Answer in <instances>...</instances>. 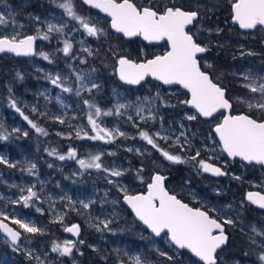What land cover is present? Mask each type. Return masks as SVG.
I'll return each instance as SVG.
<instances>
[{
    "label": "snow or ice",
    "instance_id": "1",
    "mask_svg": "<svg viewBox=\"0 0 264 264\" xmlns=\"http://www.w3.org/2000/svg\"><path fill=\"white\" fill-rule=\"evenodd\" d=\"M52 3L63 10L68 20L75 21L79 25L78 28L73 27L70 31L78 32L82 30L88 37L98 40L108 36L109 33L106 27L98 21H94L91 17H85L76 11L75 0H52ZM82 3L91 9H97L99 12L104 13L106 17L110 18L108 27L115 33L122 34L123 37H142L149 43L166 41L169 50L144 62H137L128 56L113 52L116 74L122 82L128 85H139L146 78L151 77L164 85L178 84L190 93V99L182 101V103L194 108L200 116L212 117L221 110L231 112L233 108L232 100L226 97L227 90L218 82L219 77L213 78L209 72L202 70L201 60L198 57L200 54L207 52L209 48L199 43L195 38L200 29L194 32L189 27L198 24L203 18L204 11H211V9L204 8L199 3L196 5L197 10L173 2L153 5L151 0L147 5H138L134 0H82ZM229 4L233 25H237L241 30L264 29V0H229ZM202 8H204V11L200 10ZM10 17L11 14H9ZM9 18H6L4 14H0V25L6 26L9 23ZM32 18L37 23H45L46 31L41 32L37 28L35 35H21L20 32L14 31L11 36H2L0 37V53L7 52L16 56L36 55L35 43L37 40L48 41L51 39L50 34L52 33L65 35V29L68 28V21L56 24L50 21L42 22L39 16ZM19 27L22 28L23 25ZM216 31L219 34L222 30L217 29ZM62 43L63 47L58 51H61L70 60L75 59L73 43L69 39H64ZM79 43L81 50L89 56L97 54L90 47L84 46L83 40ZM247 54L253 55L254 53L249 52ZM39 55L49 63H53L48 54L40 52ZM79 62L81 64L87 63L83 58ZM69 66L71 67V65ZM205 67L211 68L212 65L206 63ZM94 71L95 69H93ZM71 74L75 76V87L69 84V77L60 73L49 74L47 78L53 86L61 89L62 92L74 93L77 97H81L84 92L91 94L93 90L100 87L91 78V73L73 70ZM16 75L20 79L23 78L19 72ZM243 79L247 83H244L242 87L253 94H259V99L238 96L235 98V102L246 105L253 115L225 114L221 122L215 125L213 131L222 146L221 151L227 153L228 157H238L249 164L264 165V76L257 78L251 73H247ZM9 91L11 92V89ZM158 100H160L159 94L154 98L145 97L143 100L137 98L135 104L117 102L113 108L103 110L97 104L84 99L83 104L88 109L86 113L87 124L91 128L92 134L90 135L83 127H78L75 130V138L98 140L106 144L113 143L120 137L129 138L128 133L121 128L109 129L98 122L101 117H126L133 127L138 129L139 139L150 145L152 149L170 163L184 164L193 161V166L198 167L204 173L215 176L227 175L220 167L208 162L212 159L211 156L207 160L200 159L201 152L199 149H196L193 155L182 157L170 152L160 143V141H163L170 148H179L181 152H191L193 146L185 133L181 132L179 136H174L161 127L159 131L150 134L149 131L140 128V123L155 121L156 116L151 105ZM145 104L149 107L146 108ZM9 107L19 113L38 135H49L44 127L39 126L25 114L14 97H9ZM131 110L135 111V117L131 114ZM32 112L36 113L37 109L33 107ZM145 112H147V115H145ZM255 113H259V118L255 116ZM41 115L44 114L41 113ZM186 118L188 120L197 119L195 115L191 114L187 115ZM52 119L60 124L65 123V120L59 116ZM19 132H21L19 128H13L9 132L3 124H0V141H7L12 134ZM56 134L66 139L72 138L71 136H64L60 132ZM23 135L27 137L28 132H23ZM126 150L129 152L134 151L133 148H127ZM135 151L137 154H142L139 149ZM109 154L114 155L115 153ZM48 155L60 161L76 160L82 170L94 169L105 172L108 183L114 185L122 193L123 202L132 210L136 220L150 230L155 237H161L163 234L176 250L187 249L195 257H198L203 264H217L218 250H222L228 242L225 226L233 228L238 226L237 221L221 208L212 207L205 210L202 207H191L188 203L182 202L175 194L166 189V177L159 173L151 176L146 193L131 195L126 187L111 179V177H122L124 170L104 167L101 154L89 153L87 158H78L77 151L70 147L66 154H59L56 148H52L48 151ZM0 165H5L8 168L17 167V163L10 162L4 156H0ZM49 167H52V165L49 164ZM36 168L35 163L26 162V166L21 171H25L29 176H35ZM142 171L141 168L137 174L139 175ZM235 178L240 179V177ZM16 187H18L20 195L17 199L10 200L11 204L30 208L36 207V204L41 202L40 192L43 191L42 187L40 191L36 190V184ZM105 196L107 197V192ZM4 199L5 197L0 196V200ZM62 199L64 198L62 197ZM246 199L252 205L264 209V194L248 192ZM67 202L70 210L76 211L78 215L82 214L80 209L86 212L90 205L94 203L92 200H81L79 201L80 209H77L75 207L76 202L71 198H67ZM118 202V199L112 201L113 204ZM50 207L55 214L52 222L63 224L64 214L56 212L54 203ZM36 211L41 215L44 214V209L40 207H36ZM210 213H217L218 217ZM95 221L94 223L90 222L89 226L97 232L113 231L110 227L113 223L112 219L96 217ZM10 225H16L17 227L13 228ZM63 230L77 238H79L81 232L79 224L65 225ZM0 233L6 238V243L13 252H20L23 250L21 247L23 240H27L25 234L44 235L45 229L38 227L34 222L27 219L16 218L14 214L0 208ZM251 233H253L250 236L251 242L262 249L258 253V260L260 264H264V229H258L253 225ZM256 237H261V239L258 241ZM78 243L83 244L84 241L70 239H65L60 243L53 241L51 252L57 253L61 257H71L74 250L79 252ZM95 250L93 248V251ZM157 251L161 257L169 261L175 259L165 251L159 249ZM79 254L83 255L82 252ZM25 255L30 261L34 260L35 264H45L39 255H33L32 250H26ZM117 255L116 264H152L148 257L143 254H133L125 250L123 256H120L119 250H117ZM245 255L247 256L248 253H245ZM236 264H240V262L237 261Z\"/></svg>",
    "mask_w": 264,
    "mask_h": 264
},
{
    "label": "rangeland",
    "instance_id": "2",
    "mask_svg": "<svg viewBox=\"0 0 264 264\" xmlns=\"http://www.w3.org/2000/svg\"><path fill=\"white\" fill-rule=\"evenodd\" d=\"M16 1L17 0H0V14H4L6 18H9V14H11L9 23L6 26L0 25V37L5 35L11 36L14 31L20 32L21 35L26 34L31 25L30 18L35 16H39L42 22L50 21L52 23L61 24L64 21H68V27L73 28L72 21L67 18H62V16L59 15H62V9L51 10L43 16L39 12L26 11V9L32 4V0H20L19 5H16ZM20 25H23V27H19ZM219 28L220 27L217 29ZM66 29L65 35H60L61 41L68 39L67 36H72L73 34L79 32L71 31L67 34ZM217 29L213 28L209 31L212 32L214 30L215 32ZM114 36V33L111 32L110 37ZM81 40L84 41V46L90 47L97 53L98 47L92 43L91 39H89L86 35V37H82L75 42L70 40V42L73 43V52L76 57L75 59L70 60L69 57H65L61 51H58L65 58L64 61L66 60L68 62V67L66 65L63 66L62 69H52L42 66L39 61V59H42L40 55H38V61L37 58L35 60L32 59L28 61L27 66H31L32 69L39 70L41 74L44 75V79L37 83L36 88L32 89L29 86H24L23 94L18 95L16 94L15 85L11 79H2V82L4 83L5 88L8 89L10 96L17 100L18 106L25 112L26 115L29 116V118L30 116L38 119L46 117V119L55 121L52 118L59 116L65 120V123H58L57 126L61 129H54L52 132L48 131V136L38 135L33 129V139H29V141L26 142V145L35 146V149L41 152L44 157L41 159L40 163L37 157L29 153L28 147L25 146V142H21L20 139L16 137V133L12 134L7 141H0V156L6 157L10 162L17 163L16 168H8L5 165H0V196L5 197L4 200H0V208L8 213L14 214L16 218L27 219L34 222L38 227H43L45 229V234H48V224L43 223L42 219H35L28 215L26 212L29 208H24L22 205H13L9 202L10 200L17 199L20 195L18 187L16 186H30L31 184H36L37 191H40L41 187L43 188V191L40 192L41 202H38L36 207L44 209L43 215H46L52 222L55 214L53 213L50 205L54 203L56 212L64 214V221L63 224L52 222L58 229L51 233V236L47 241L41 239V237L45 234L39 235L40 237L38 235L25 234L27 236V240H23L21 245L23 249L22 251L13 252L11 247L8 245L11 249V255H5L1 258L0 264H35L34 260L30 261L26 257V250H32L34 256L39 255L41 259L44 260L45 264H67L69 261L78 264L79 260L73 259V257H61L57 253L51 252V245L53 241L60 243L65 239L83 240V244H77L78 248L80 247L79 245H86L88 248H95L96 250L101 248L105 254V259H107L108 256L112 257L111 264H116L118 259L117 250H119L120 256H123L125 250L133 254H143L148 257L152 264H156L158 260L162 258L158 254V249L160 251L167 252L168 255H171L176 259V256L171 254L170 243L166 240V238L159 241L149 235L133 216H129L127 214L125 208H120L117 213H115L106 207L108 204H111L112 206H120L123 204L121 201L122 193H120L114 185L108 183L105 172L102 171L104 180L88 178L89 181L84 182V180L89 176L88 174L91 172L93 174L99 171L94 169L82 170L76 160L60 161L55 157L49 156L48 151L52 148H56L59 154H66L68 149L71 147L77 151L78 158L88 157L89 151H86L85 148L82 151L79 149L81 144L86 140L88 141V139L75 138V130L78 127H83L90 135L92 134L91 128L87 124L86 113L88 109L83 104L84 99H88L90 102L97 104L103 110H108L113 108L117 102H131L135 104L137 102V98H140L141 100L145 97L154 98L157 94H159L160 100L151 105L156 119L155 121H149L148 123H140L139 126L141 129L147 130L151 134L152 132L159 131L162 127L169 134H173L174 136H179L180 133L183 132L191 140L193 146L191 154H194L196 149H199L201 154L206 155V157L211 156L212 159L218 158L222 152L219 141L213 135L209 136L210 138L207 137L205 135L206 130L204 128H200L202 125L197 122V119L188 120L186 118L189 114L195 115L198 118L194 111L187 108L182 113L176 114L172 112V109H167L170 105L167 101V96L180 92L179 89L167 90L160 85L157 86L152 83L134 90H130L120 85H111L109 86V89H107L108 87L104 84V79L100 76L92 61L97 54L95 56H89L86 52H83L79 43ZM225 43L226 45L229 43L230 45L232 44L229 41H226ZM116 44L120 46L119 43ZM59 46L60 48L56 45V50L61 49L63 47V43L59 42ZM237 46L239 48L242 47L238 44ZM256 55L257 57H260L259 54ZM81 58L85 59L87 63L81 64L79 62ZM12 64L16 63L13 62ZM69 65H71V67ZM93 69H95L94 72ZM73 70L82 73H91V78L99 84L100 87L93 90L91 94L84 92L81 97H77L74 93L62 92L61 89L53 86L47 78L49 74L55 75L56 73H60L63 76L69 77V84L75 87V76L71 74ZM234 73L243 80L239 83V87L242 88L247 95L242 98L251 99L255 97L256 99H259V94H253L248 89L242 87L244 83H247L243 77L247 73H251L257 78L264 76V63L261 62L260 64H254L251 60L242 57L239 59L236 69H234ZM9 89H11V92ZM104 90L107 91L109 100L105 101L101 98L100 92ZM95 93H99V95L97 94L92 97ZM103 102L106 103L105 106L101 105ZM33 107L37 109L36 113L32 112ZM145 107L147 108L149 105L145 104ZM242 107L243 110L249 112L246 105L242 104ZM41 113L44 115H41ZM131 114L135 117L134 110H131ZM145 115H147V112H145ZM101 118L103 121L107 122H102ZM101 118L98 122H101L103 127H107L109 129L119 127L128 133L129 138L120 137L113 143L108 144L97 140L96 146L101 151L92 154L105 153L109 158L103 160V154H101L104 167L110 169L119 168L124 170V175L122 177H111V179L118 181V183L126 187L129 193L138 188H143V185L145 183L147 184L152 174L148 177H144L141 174H133L130 166L118 157V150L114 147L115 143L123 150V152H129L126 150L127 148H133L134 151L129 153H135L139 157L147 155L152 156V163L160 169H171L172 167L178 165L165 160L163 156L152 149L150 145H147L146 142L139 139L138 129L133 127L132 123L129 122L126 117L107 116ZM121 120H125L128 124H130L133 127V130H131L127 125H124ZM0 124H3L9 132H11L13 128H19L22 130L28 125L27 121H25L19 113L9 107V98H6L5 100L0 99ZM25 131L29 132L28 130L22 131V136H24L23 132ZM57 132L63 133L64 136H71L72 138H63L62 136H58L56 134ZM181 139H183V137H181ZM160 143L170 152L179 150V148L175 147L170 148L168 145L164 144L163 141H160ZM10 146L12 148H10ZM88 147H90V145H88ZM136 149H139L142 154H137L135 151ZM109 153L115 154L110 155ZM26 162L35 163L37 165L35 176H29L25 171H21V169L26 166ZM49 164H51L52 167H49ZM260 173L264 174L261 171ZM232 176L236 177L234 174H232ZM262 182L264 183V177L262 178ZM250 183L259 185L262 184L256 181H250ZM106 192L107 197L105 196ZM62 197L64 199H62ZM67 198H71V200L76 202L75 207L77 209H80L79 201L81 200H92L94 203L90 205V208L86 212L83 209H80L82 214L78 215L76 211L70 210ZM117 199L119 202L113 204L112 201ZM36 207L33 208L36 210ZM219 207H221L224 211H229L232 208V204L226 202L220 204ZM36 213L40 214L37 211ZM70 217L74 218L82 226V234L79 239L68 236L63 230L65 225L68 226L70 224ZM96 217H99L100 219H112L113 223L110 227L113 231L97 232L94 228L90 227L89 223L96 222ZM14 226L17 227L16 225ZM260 229H264V223ZM1 237L6 243V238L3 236ZM164 242L166 243V248L164 247ZM249 242H251V240ZM250 244L253 243L251 242ZM261 250V248H255L253 250L249 258L253 259L252 261L248 259H240L242 256L248 258V255H245V253H247L246 251L241 256L233 257L232 259H228V256L223 254L221 256V262L222 264H236L237 261H239L240 264H260L258 260V253ZM74 253L75 252H73L72 255H74ZM99 264L105 263L102 262ZM183 264L201 263L192 258H187Z\"/></svg>",
    "mask_w": 264,
    "mask_h": 264
},
{
    "label": "flooded vegetation",
    "instance_id": "3",
    "mask_svg": "<svg viewBox=\"0 0 264 264\" xmlns=\"http://www.w3.org/2000/svg\"><path fill=\"white\" fill-rule=\"evenodd\" d=\"M32 1H33L32 4L29 6V8L26 9V11L39 12L41 15L44 16L47 12L51 10H59V8L56 7L54 3H52V0H32ZM204 1L207 2L210 9H211L210 7L211 4H214V5L216 4L217 7L225 5L227 6V10H230L229 0H204ZM134 2L138 5H147L149 3V0H134ZM169 2L176 3V0H151V3L153 5H159V4L169 3ZM188 3H189L188 0H186V2L184 3V6L189 7L192 10H197V8H194ZM209 3L211 4L209 5ZM19 4H20V0H17L16 5H19ZM75 5H76V11L79 14L85 17H91L94 21H98L100 24L105 26L107 29H111L110 27H108L109 19L106 16L102 15L100 12H97L87 7L81 2V0H75ZM214 5L212 7H214ZM59 15L62 16V18L68 19V17L65 16L64 13H62V15L61 14ZM203 18L200 21H203L204 20ZM72 22H73V27H77V28L79 27V25H77L75 21H72ZM30 23L31 25L28 29V32L24 35H35L37 28H39L41 32L46 31V25L44 23H37L33 18H30ZM226 24H228L229 26H226ZM226 24L222 26V24L218 22V18L215 19L213 13H210L208 20L205 24V27L203 26L200 27V22H199L198 24H195L192 27V30L195 32L197 29H200L199 34L195 38L197 39L199 43H201L202 45H206L209 48V51L205 55H202L200 57L202 69L209 72L213 78H216L215 74H217V76L219 77L218 82L221 83V85L225 87L227 90L228 86L230 87V89H233L232 82H237L236 83L237 85L235 86L238 88L239 83L242 82L243 80L241 77L235 75L234 69H236V66H234L233 68H226V67L215 68V65L218 61L217 57L219 56V54L232 55L236 53V55H239V52L241 50L245 48L247 49L248 46H252L253 43H251L250 41L246 39V37H249L251 35L250 32H253L254 35L262 36L263 44H264V32L261 31L262 29L252 30V31L241 30L239 29L237 25H233L231 23V18H230V23L227 22ZM218 27H221L219 29L222 30L219 34H217L216 31L214 32V30L212 32L209 31L210 29H213V28L217 29ZM236 28H238V31H239L238 34L235 31ZM70 29L72 28L68 27L66 29L67 34L71 32ZM50 36H51V39L48 41H43V40L36 41V53L37 54L35 55L34 58H31V59L18 58V59L22 60L23 64H27L28 61L32 59L35 60L37 58V61H38L39 53L46 52V54H48L50 58L52 59L53 63H49L48 61L42 58V59H39L40 64L42 66H46L52 69H62L63 66H66V65L68 67V62L66 60L64 61L65 58L63 57V55H61L60 52L56 50V45L60 48L59 42H62L60 35L56 33H52L50 34ZM67 37L69 40H72L75 42L78 39H81L82 37H86V34L81 30L78 33L73 34L72 36H67ZM89 39H91L92 43L95 44V42L100 41L101 39H107V37H103L99 40L93 37H89ZM136 40L141 42L139 49L142 53V57H143L142 60H147L158 54H163L166 50H168L167 43L162 44V45H149V44L144 43L140 39H136ZM226 41L231 42L232 45H230V47L225 48L226 46H228L225 43ZM237 44L242 47L239 48ZM254 50L256 51L255 54H259L260 58L262 59L260 63L261 62L264 63V53H263L264 48H261V47L257 49L254 48ZM151 51L156 52V53L151 55ZM100 52L101 50L97 53V56H95V58L92 59V61L98 73L104 79V84L108 87L107 89H109V86L116 85V84L113 82L110 84H106L105 76L101 74L100 65L96 63V60L99 61L100 57H102L99 55ZM103 53H104L103 56H106L108 60H111L108 51H105ZM241 58L242 57L239 56V59ZM134 60H137V59H134ZM206 63L211 64L212 67L206 68L205 67ZM113 65L115 67V61H113ZM28 69L30 71V74L32 75V79L34 80V83L37 84L39 81L43 80L42 78L44 75L41 74L39 70H35L30 67H28ZM115 71H116V68H115ZM106 76L107 77L109 76L108 73L106 74ZM147 82H152V80H148ZM147 82L142 84L141 86H144L145 84H147ZM141 86L132 87V88L138 89ZM175 89H178V88H175ZM241 90L243 89L241 88ZM246 95H247L246 92L245 94L241 92V93H235L233 95H229L228 90H227V96L228 98H231L233 106H234L232 110V114L246 113L249 115H253V113H249L246 110H243L242 104H238L235 102L236 97L238 96L246 97ZM255 116L259 118V114H255ZM222 117H223V114L219 115L218 117L213 118L212 120H204L201 118L202 120L201 121L197 120V122L202 125L200 127L201 129L204 128L206 130L205 135L207 137L211 135L216 137V135L213 132V128L215 127L217 123L221 121ZM202 153H205V152H202ZM200 159L207 160L208 157H206V155L204 154H201ZM208 162L212 163L213 165L217 167H220L223 171L227 173V175L215 176L210 173H204L200 171L198 167H195V166L193 167V170L191 171L187 170L188 172L183 171L177 175L170 174L169 172H164L162 174L168 176L166 179V188L169 190L170 193L175 194L178 197V199H181L183 202L188 203L189 206L191 207H202L203 209L207 210L208 208H212V207L221 208L219 207V205L226 203V202L232 204V208L229 211H225V212H227L229 216H231L233 219L237 221L238 226L235 228L231 226H225L226 227L225 231H226V234L228 235V243L218 253V257H219L218 264L221 262L222 260L221 256L223 254H226L228 256V259H232L233 257L240 256L238 253V250H235V249L241 248V246H243L244 244L247 246V248H243V250H245V252L247 251L248 258H245L242 256L243 258H240V259L241 260L248 259L252 261L253 259H249L250 254L253 252L255 248L259 249V247L254 244H250L251 242H249L250 236L253 235V233H251V227L255 225L258 229H260V227L264 223V209H260L257 206L252 205L250 202L247 201L246 196L248 192H259L260 194H264V183L262 182V178L264 177V174L260 173V171L264 173V167L258 166L255 164L247 165L239 160L230 159L223 152H221L218 158L211 159ZM178 165L172 167L170 170H174V169L176 170L177 168L175 167H177ZM232 174H234L236 177H240V179H236L234 176H232ZM250 181L252 182L256 181L262 184L261 185L253 184V183H250ZM210 214L218 217L217 213H210ZM146 232L152 237H154L149 231L146 230ZM163 238L165 237L162 235L160 238H155V239L162 241ZM256 239L260 240L261 237H256ZM164 247L165 248L167 247L166 243ZM170 248H171V254H173L174 251L187 252L186 250H176L175 247L172 245H170ZM187 258L194 259L191 256V254H189V257H186L185 260Z\"/></svg>",
    "mask_w": 264,
    "mask_h": 264
},
{
    "label": "trees",
    "instance_id": "4",
    "mask_svg": "<svg viewBox=\"0 0 264 264\" xmlns=\"http://www.w3.org/2000/svg\"><path fill=\"white\" fill-rule=\"evenodd\" d=\"M185 2H186V0H176L177 5H183L184 6ZM188 2H189L188 4L193 6L194 8H196V5L199 3V4L203 5L204 8L210 9L207 2L204 0H188ZM210 4L211 3H209V5ZM213 5L214 4L210 5L212 11H204V8L200 9L201 11H204V15H203L204 20L200 21V27H202V26L205 27V24L208 20L210 13H213L215 19L218 18V22H220L222 24V26H224V24H226L227 22L230 23L231 14H230V10H227V6L223 5V6L217 7L215 4L214 7H212ZM226 26H229V25L226 24ZM236 29H235V31L238 34L239 33L238 28H236ZM107 31L109 33L107 36V39H101L100 41L95 42V45L98 47L97 53L101 50L99 55L102 57H100L99 61L96 60V63H98L100 65L101 74L103 76H105L106 84H110L113 82L116 85H120V86L126 87L130 90H134L136 88H132V87L126 85L124 82H122L119 79L118 75L116 74L115 67L113 65V61H115V57L113 55V52H118L119 55L128 56L131 59L142 60L143 59L142 53L139 49L141 42L138 40L126 41L123 36L116 35V34H114L115 38L110 37L111 29H107ZM261 31L264 32V29H262ZM250 33H251V35L249 37H246V39L248 41H250L251 43H253V45L248 46L247 49L245 48V49L241 50L240 51L241 53L239 52V55H236V53L232 54V55L219 54V56L217 57L218 61L215 65V68H218V67L233 68L234 66L237 65V63L239 61V56L251 60L254 64L262 61V59L260 57H257V55L255 54L256 51L254 50V48L255 49H257L259 47L264 48L263 38L260 35H254L253 32H250ZM253 36H255V37H253ZM116 43H119L120 46H118V44H116ZM227 47H230V43L225 48H227ZM105 51H108L111 60H108L106 58V56H103L104 55L103 52H105ZM249 52H252L254 54L248 55L247 53H249ZM155 53L156 52L151 51V55H153ZM13 62H15L16 64H12ZM28 67H31V66H27V64H23L22 60L15 58V57H12V56H9L8 54L4 55L0 59V99L5 100L6 98L10 97V93L8 92V89L5 88L4 83L2 82V79H11V81L15 85L16 94H18V95L23 94L24 86H29L32 89L36 88L37 84L34 83V80L32 79V75L30 74ZM17 72H19L22 75V77H23L22 79H20L16 75ZM107 73L109 75L108 77L106 76ZM215 76L218 77L217 74H215ZM42 79H44V78H42ZM151 83L154 85H157V86L159 85L158 83H155L153 81L147 82V84H145V85H148ZM232 83H233L232 84L233 89H230L229 86L227 88L229 95H233L235 93H241V92L243 94H245V92L243 90H241L240 87L237 88L235 86V85H237L236 84L237 82H232ZM97 94L99 95V93H95L94 95H92V97L96 96ZM100 94H101L102 99H104L105 101L109 100V96H108V93L106 90L101 91ZM28 97H29V95H28ZM187 99H189L188 94L186 92L181 91V90L178 93L170 94L167 96V101L170 104L167 109L168 110L172 109L173 110L172 112H174L176 114H180L185 109L188 108L187 104L182 103V101H185ZM101 105L105 106L106 103L103 102ZM30 118L34 122H36L39 126L44 127L49 132L54 131V129H61V128H58V126H57L58 122L50 120V119H46V117H43L42 119H38L36 117L32 118L30 116ZM197 120L201 121L202 119L198 116ZM101 121L107 122V121H103L102 118H101ZM121 121L124 125H127L131 130H133V127L130 124H128L125 120H121ZM24 130L29 131L27 137L21 135V132ZM21 132L16 133V137H18L21 142H25V146H27L26 142H28L29 139H33L34 131L29 125H27L21 130ZM96 144H97L96 141H92V140L87 141L86 140L85 142H83L81 144V147L79 149L82 151L85 148L86 151H89V153H95V152L101 151L99 148H97ZM88 145H90V147H88ZM27 147H28L29 153L31 155L37 157L39 160V163H40L41 159L44 157L41 154V152L36 150L35 146L34 147L33 146H27ZM114 147H116L118 150V157L121 160L125 161V163L130 166V168L132 169V173L137 174L138 170H140L142 168L143 171L140 172L139 174H141L144 177H148L149 175H151L155 172H160V173L169 172L170 174L177 175L183 171H187V170L191 171V170H193V167H194L193 166L194 162L188 161L187 163L179 164L177 167H175V168H177L176 170L175 169L170 170V169H166V168L160 169L159 167L155 166V164L152 163V159H151L152 156L147 155L144 157H139L135 153L123 152V150L119 146H117L116 143L114 144ZM10 148H12V147L10 146ZM171 152L174 154H179L182 157H187V156L192 155L191 152H181L180 150L171 151ZM188 153H190V154H188ZM101 154H103L102 155L103 160L106 158H109L105 153H101ZM42 161H44V160H42ZM2 167H4V166H2ZM88 175L89 176L84 180V182H88L89 181L88 178H96L98 180H104V178L102 176V171L95 172L93 174L91 172ZM149 181H150V179H149ZM145 184L143 185V188L142 187L138 188L134 191H131L130 193L143 191L145 189V187H144ZM106 207L110 211H113L115 213H117V211L120 208H125V211L127 212V214L129 216H132L130 211L124 205H120V206H118V205L114 206L113 205L112 206L111 204H108ZM26 213L35 219H39V220L42 219L43 223L48 224V230H49L48 234H45L44 236L41 237V239H43L44 241L49 240L51 233L58 229L57 226L54 225L47 218L46 215L37 214L36 210L33 207H30ZM69 221H70V223L77 222L72 217L69 218ZM79 246H80L79 252L74 251L75 252L74 255L71 256V257H73V259L79 260L78 264H99L102 262L105 264H111L112 263V257L108 256V258L105 259V254L101 248L93 251V249L88 248L86 245H79ZM243 248H247V246L244 244L243 246H241V248L235 249V250H238V253L240 256L245 252V250H243ZM80 252H82L83 255H80L79 254ZM5 255H11V249L8 246V244H6L3 241V238L0 235V260ZM172 255L176 256L175 260L169 261L166 258L162 257L158 260V262L156 264H183L185 258L189 257V254L187 252H176V251H174V253ZM237 257H239V256H237ZM241 258H243V257H241ZM67 264H76V263L69 261ZM219 264H222V262H220Z\"/></svg>",
    "mask_w": 264,
    "mask_h": 264
},
{
    "label": "water",
    "instance_id": "5",
    "mask_svg": "<svg viewBox=\"0 0 264 264\" xmlns=\"http://www.w3.org/2000/svg\"><path fill=\"white\" fill-rule=\"evenodd\" d=\"M81 2H82V0H81ZM87 6V5H86ZM88 7V6H87ZM93 10H95V11H97V12H99V10H97V9H93ZM101 13V12H100ZM102 15H104L105 16V14L104 13H101ZM108 18V17H107ZM109 19V21H110V18H108ZM190 28H192L193 26H189ZM112 30V29H111ZM245 31H252V30H245ZM112 32L113 33H115L113 30H112ZM115 34H117V35H122V34H118V33H115ZM124 39L126 40V41H130V40H136V39H140V40H142L144 43H146V44H149V45H162V44H165L166 43V41H161V42H153V43H149L148 41H145L142 37H131V38H126V37H124ZM169 50V49H168ZM35 51H36V43H35ZM167 51V50H166ZM165 51V52H166ZM209 51V50H208ZM207 51V52H208ZM207 52H205V53H203V54H200L199 55V59H200V57L202 56V55H205ZM6 54H8V55H10V56H13V57H16V58H27V59H31V58H34L35 57V55H33V56H16V55H14V54H12V53H7V52H5V53H0V59L4 56V55H6ZM158 55H162V54H158ZM156 56V55H155ZM154 56V57H155ZM154 57H152V58H154ZM152 58H149V59H152ZM131 59V58H130ZM132 60H134V59H132ZM134 61H137V62H144V61H146V60H134ZM203 70V69H202ZM148 80H152V81H154V82H156V83H158V84H160L162 87H164V88H166V89H175V88H178V89H180V90H182L183 92H186L187 94H188V96H189V99H190V93H188L187 92V90L186 89H184L181 85H178V84H172V85H164V84H162L161 82H159V81H156V80H153L151 77H148V78H146V80L145 81H142L141 82V84H139V85H128V84H126V85H128V86H131V87H137V86H141L142 84H144V83H146ZM226 97H228L227 96V91H226ZM188 107H189V109L190 110H192V111H194L200 118H202V119H204V120H212L213 118H215V117H218L219 115H221V114H223V115H225V114H232V110H233V108H232V110H231V112L229 113V112H225V110H221L220 112H217V113H215L212 117H202V116H200L199 115V113H197L196 112V110L194 109V108H191L189 105H188ZM234 107V106H233ZM242 114H246V113H242ZM232 115H238V114H232ZM223 118V117H222ZM222 120V119H221ZM221 122V121H220ZM214 129V128H213ZM214 132V131H213ZM215 134V133H214ZM217 139H218V137H217ZM218 141H219V139H218ZM221 146V145H220ZM222 147V146H221ZM226 156H227V153H225V152H223ZM228 157V156H227ZM230 158V157H229ZM230 159H236V160H239V161H241V162H243V163H245V164H247V165H251V164H249L248 162H246V161H242V160H240L238 157L237 158H230ZM252 164H255V163H252ZM255 165H258V164H255ZM258 166H263L264 167V165H258ZM157 173H159V174H161V175H163V176H165L166 177V179H167V175H164V174H162V173H160V172H155V173H153L152 175H154V174H157ZM150 180H151V178H150ZM150 182V181H149ZM148 182V183H149ZM165 187H166V180H165ZM167 189V188H166ZM146 191H147V185H146V188H145V190L144 191H139V192H135V193H129V194H131V195H136V194H141V193H146ZM178 198V197H177ZM121 201H122V204L130 211V213L134 216V213H132V210L123 202V198H121ZM183 202V201H182ZM135 217V216H134ZM138 221V220H137ZM139 222V221H138ZM140 223V222H139ZM72 224H79L80 225V223L79 222H74V223H71V224H69L68 226H71ZM141 224V223H140ZM142 225V224H141ZM11 227H13V228H16L14 225H10ZM143 226V225H142ZM145 229H146V227L145 226H143ZM80 228H81V232H80V236H79V238L81 237V234H82V226L80 225ZM225 229H226V227H225ZM147 231H149L150 232V230H148V229H146ZM68 236H71V237H73V238H75V239H79V238H77V237H74V236H72L70 233H67V232H65ZM151 233V232H150ZM152 234V233H151ZM0 235L1 236H3V234L2 233H0ZM153 235V234H152ZM163 235V234H162ZM154 236V235H153ZM4 237V236H3ZM155 237V236H154ZM5 238V237H4ZM155 238H160V237H155ZM228 243V242H227ZM227 243H226V245H227ZM226 245H224L223 247H225ZM223 249V248H222ZM183 250H186L189 254H191V256L196 260V261H198V262H200V263H203L202 261H200L199 260V258L198 257H195L192 253H190L187 249H183ZM221 250H218V253L220 252ZM217 264H218V261H217Z\"/></svg>",
    "mask_w": 264,
    "mask_h": 264
},
{
    "label": "bare ground",
    "instance_id": "6",
    "mask_svg": "<svg viewBox=\"0 0 264 264\" xmlns=\"http://www.w3.org/2000/svg\"><path fill=\"white\" fill-rule=\"evenodd\" d=\"M168 90V89H167Z\"/></svg>",
    "mask_w": 264,
    "mask_h": 264
}]
</instances>
